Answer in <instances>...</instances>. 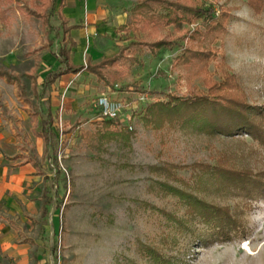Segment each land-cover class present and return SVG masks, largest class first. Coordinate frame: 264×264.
I'll use <instances>...</instances> for the list:
<instances>
[{
  "label": "rangeland",
  "instance_id": "1",
  "mask_svg": "<svg viewBox=\"0 0 264 264\" xmlns=\"http://www.w3.org/2000/svg\"><path fill=\"white\" fill-rule=\"evenodd\" d=\"M135 1L103 0L102 13ZM198 1L225 22L215 36L202 42L190 39L196 29L207 33L209 28L200 20L184 25L185 40L181 32L168 27L159 35L165 37L170 31L177 41L175 48L163 49L157 56L145 49L141 62L128 67L114 88L87 73L65 76L56 83L53 110L64 142L58 158L68 186L66 191L63 181L59 183L62 206L50 207L45 220L38 214L28 235L34 239L33 255L42 264H264V141L247 131L225 134L181 120L152 123L145 118L148 106L158 101L221 93L245 103L254 112L252 118L264 124V0ZM17 4H12L6 19L0 18V62L16 73L36 67L43 74L56 68L60 18L53 16L57 30L47 37L41 22ZM79 10L85 12V7ZM85 21L89 22L86 15L80 19ZM128 36L135 34L97 38L77 62L116 52L129 43ZM193 45L209 59L191 68L176 66V57ZM78 55L77 51L73 57ZM22 81L30 90L31 81L25 77ZM103 94L128 106L123 124L116 120L109 126L111 132L121 134L104 132L97 107ZM0 100L15 131L7 151L27 150L40 161L28 108L14 82L0 79ZM61 127L70 132L60 134ZM43 165L53 176L47 161ZM217 168L243 182L229 184ZM51 183L47 181L49 187ZM192 198L221 208V213L243 225L242 232H232L228 240L195 238L192 230L204 231L208 225L191 213Z\"/></svg>",
  "mask_w": 264,
  "mask_h": 264
},
{
  "label": "trees",
  "instance_id": "2",
  "mask_svg": "<svg viewBox=\"0 0 264 264\" xmlns=\"http://www.w3.org/2000/svg\"><path fill=\"white\" fill-rule=\"evenodd\" d=\"M14 2L19 3L17 6L23 10V13L33 16L41 22L47 37L50 36L52 31L57 30L52 25L53 16L57 15L61 20L62 33L59 30L56 31L57 37H61V46L57 52L60 66L56 70L49 71L44 76L41 83L42 91L38 94L40 99H44L43 104L46 107V111L45 116L37 123V126L41 127V130H38L37 133L43 137L45 143L43 160L47 161L48 168L54 171V175L51 178V187L43 186L39 198L40 219L45 220L49 215L50 207L53 205L62 206L63 197L60 198L57 191L59 183L63 181V187L66 191L68 186L67 178L62 173L58 158L64 142H61L60 135L54 129L55 117L51 112L49 102L50 93L56 80L64 74L79 73L86 70L94 74L97 80L105 86L114 88L125 78L128 67L130 68L141 62V55L144 54L145 49L149 50L153 56H157L163 49L173 50L175 48L177 41L169 35L171 32L169 31L165 37H161L159 35L160 31L172 27L173 31L181 32L185 28V24L200 20L209 28L207 33H201V30L196 29L191 33L190 39L202 42L200 39L213 36L218 28H224L225 22L214 17L212 15L214 10L206 8L198 0H138L131 7L127 22L116 29L117 33L135 34L134 37H127L129 43L119 46L118 52L114 55L105 56L97 62L89 59L86 64H74L71 61L70 54L71 50L76 46V42L70 35L72 26L68 25V21L62 12L66 1L28 0L23 3L20 0H0V18L6 19L8 10L14 8L12 5ZM199 34L205 36L202 37ZM180 36L182 40H185L188 38V33H182ZM50 44H53L52 40H50ZM179 45L182 48L184 47V44ZM196 48L193 45L190 48L186 47L183 49L182 53L176 57L175 65L184 64L186 68L195 67L198 63L203 65L210 55ZM0 77L6 78L8 81L17 82L22 96L28 94L24 90L22 77L29 78L33 80L32 93L36 94L37 92L39 83L37 81L38 75L35 73L22 76L16 75L0 62ZM146 111L145 118L152 123L163 121V119L164 121L181 120V122H190L198 125L205 131L225 134L247 131L255 138L264 141V124L258 123L255 118H252L251 114H254V112L251 111L250 107L233 97L224 96L221 93H198L190 95V97L175 96L168 102L158 101L149 105ZM102 120L106 128L105 133L121 134V131L114 129L115 132H111L110 130L109 126L118 123L116 120ZM69 132V130H62L64 135ZM97 133L99 135L102 134L100 131ZM208 171L212 172V169ZM216 172L219 176L229 180L228 183L234 181V185H238L243 182L239 179L234 180L225 170L217 168ZM51 189L54 190L53 195L51 194ZM189 207L192 214L199 215V218L208 225V229L204 231H197V228L192 230L193 236L197 239L203 241L228 240L233 237L231 236L232 232L240 233L243 230V225L238 224L236 221L233 222L227 214L221 213V208L206 204L203 200L192 198L189 201ZM2 263L0 258V264Z\"/></svg>",
  "mask_w": 264,
  "mask_h": 264
},
{
  "label": "crops",
  "instance_id": "3",
  "mask_svg": "<svg viewBox=\"0 0 264 264\" xmlns=\"http://www.w3.org/2000/svg\"><path fill=\"white\" fill-rule=\"evenodd\" d=\"M65 1L66 4L62 12L68 21V25L72 26L70 35L76 42V46L71 50L70 54L71 61L74 64H86L89 59L97 62L105 56H112L118 52L117 50L112 54H103L101 58L96 60L89 55L84 62H77V59L81 57L83 51L89 49L97 38L104 41V39L106 40V36L115 38V36L120 34L117 33L116 29L127 22L131 7L134 4L132 5V3H128V5H123V7L117 10L110 8L107 10L108 13L103 15L102 8L105 5L102 2L103 0ZM137 1L138 0H136L135 3ZM87 5L88 10L86 9ZM81 7H85V12L79 10ZM85 15L88 17L89 22H80V19ZM106 18H108L107 23L103 21ZM75 31L77 32V36H75ZM97 48L104 49V47L102 48L101 46H97ZM77 51L79 54L78 58H74L73 54ZM59 66L60 62L58 59V66L49 69L43 74L39 73L36 67L23 73H16L11 70L16 75L20 76L31 73L38 75L37 81L39 85L36 94L32 93L33 80L29 78L27 79L31 81L30 90H26L23 86L24 90L28 92L26 96L20 94L17 82H9H14L16 84L18 95L23 98V101L26 104L25 108H28V114L32 121L31 137L36 141V155L40 161L30 157L27 150H19L15 154H11L7 151L6 147L14 139L15 131L12 127V119L5 116L4 110H6V106L0 100V258L2 259V264H42V260L33 255L32 246H34V239L28 237L30 231L34 230L35 220L38 217V214L40 218L39 198L42 188L45 185L49 187L47 181L51 180L53 177H49L44 170L43 163L45 161L43 160V154L45 143L43 137L37 133L38 130H41V127L37 126V123L45 116L46 111V107L43 104L44 99H40L38 94L42 91L41 83L44 76L49 71L58 69ZM82 73L95 76L86 70L79 73H67L59 77L53 85L49 102L51 112L55 117L54 129L57 133L58 115L55 114L53 110V93L55 85L65 76H75ZM0 79L6 78L0 77ZM31 96L34 97L31 99ZM8 108L10 109V107ZM60 108L65 112L63 104H61ZM61 130H64L63 127H61Z\"/></svg>",
  "mask_w": 264,
  "mask_h": 264
},
{
  "label": "built area",
  "instance_id": "4",
  "mask_svg": "<svg viewBox=\"0 0 264 264\" xmlns=\"http://www.w3.org/2000/svg\"><path fill=\"white\" fill-rule=\"evenodd\" d=\"M97 107L101 119L119 120L122 124L125 121L122 118H125V111L128 106L122 99L111 98L103 94L98 97ZM60 134H63L62 130Z\"/></svg>",
  "mask_w": 264,
  "mask_h": 264
}]
</instances>
